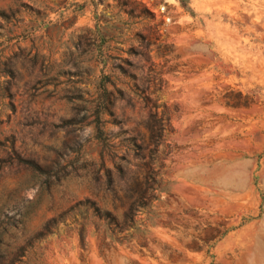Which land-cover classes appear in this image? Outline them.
Listing matches in <instances>:
<instances>
[{
    "label": "rangeland",
    "instance_id": "rangeland-1",
    "mask_svg": "<svg viewBox=\"0 0 264 264\" xmlns=\"http://www.w3.org/2000/svg\"><path fill=\"white\" fill-rule=\"evenodd\" d=\"M186 7L0 0L5 263L89 200L119 221L135 209L120 244L91 220L82 246L77 216L13 264H264V0ZM11 146L51 177L9 163Z\"/></svg>",
    "mask_w": 264,
    "mask_h": 264
},
{
    "label": "trees",
    "instance_id": "trees-1",
    "mask_svg": "<svg viewBox=\"0 0 264 264\" xmlns=\"http://www.w3.org/2000/svg\"><path fill=\"white\" fill-rule=\"evenodd\" d=\"M178 1L180 2V4H182V8L186 10V12L191 14V16H194L191 9L186 7L187 0H178ZM10 17L4 12H0V20L9 21ZM103 80L104 82H106L108 79L104 77ZM104 82H103V85L105 84ZM237 100L238 102L243 100L240 94L237 95ZM101 102H102V105L100 106V111H99L101 112L100 114L102 116L107 115L109 117H112L111 108L113 106V102L111 100V94L108 93L105 89H103V92L101 95ZM99 116L100 115L97 113V117H96L97 118L96 120L97 136L96 138L100 143H102V146H103L104 144L103 135L104 134L99 128ZM132 141L134 142V139ZM135 148H136V151L140 150V147H138L137 145L135 146ZM9 153H10V158H9L10 161L8 162L11 164H15L16 166L22 167L25 171L29 172L33 177L42 176V175L46 176L47 179L51 177V173L41 169L33 161L22 159L19 155L16 154L12 146L10 148ZM152 180H153V176L152 174H150L149 176L145 178V185L148 186ZM147 189L150 190L149 188ZM12 209L20 212L24 220L34 211V206L28 205L22 209L21 207H19V205H15ZM83 215H85L86 217H82ZM77 216L80 217L82 221V224L78 225V227H80L78 236H79L80 242L82 243V246H84L83 232L88 226L89 221L92 220L95 224L97 223L98 225L102 227V229L104 230V232L102 233L103 237L109 240L110 243L120 244L121 240H123L122 238H120V236L124 233V228L128 226L129 229L131 230L134 229V218L136 216V213H135V209L131 208L129 210V213L125 215V217L123 218V221H119L110 212L101 210L94 202H91L89 200H86L84 202H78L74 206L66 210L65 212H62L61 214H59L56 218H53L50 221H48L38 233H36L31 239H29L25 243L23 247L19 248V250L15 254L14 259H12L9 263H5L4 262L5 251L2 250L3 243H4V236L9 230V227L13 228L17 226L16 222H9L8 227L0 229V264H13L17 259H21V260L24 259L26 257L25 252L27 249L32 248L34 245L41 243L47 237L54 234V231H57L60 225L65 226L67 219H71L74 221L77 218Z\"/></svg>",
    "mask_w": 264,
    "mask_h": 264
}]
</instances>
